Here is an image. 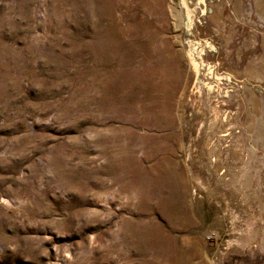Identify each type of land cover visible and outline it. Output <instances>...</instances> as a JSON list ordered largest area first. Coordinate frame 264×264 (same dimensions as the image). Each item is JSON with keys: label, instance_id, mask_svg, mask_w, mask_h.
I'll list each match as a JSON object with an SVG mask.
<instances>
[{"label": "rangeland", "instance_id": "obj_1", "mask_svg": "<svg viewBox=\"0 0 264 264\" xmlns=\"http://www.w3.org/2000/svg\"><path fill=\"white\" fill-rule=\"evenodd\" d=\"M0 264H264V0H0Z\"/></svg>", "mask_w": 264, "mask_h": 264}]
</instances>
